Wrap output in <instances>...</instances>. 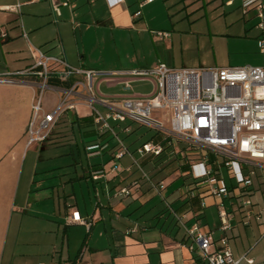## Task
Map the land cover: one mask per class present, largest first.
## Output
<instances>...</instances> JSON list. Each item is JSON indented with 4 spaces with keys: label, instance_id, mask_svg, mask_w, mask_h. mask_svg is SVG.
<instances>
[{
    "label": "crops",
    "instance_id": "1",
    "mask_svg": "<svg viewBox=\"0 0 264 264\" xmlns=\"http://www.w3.org/2000/svg\"><path fill=\"white\" fill-rule=\"evenodd\" d=\"M157 1L124 0L113 5L107 0H0V74L28 69L33 64L28 50L32 46L48 55L63 57L73 67L97 71L99 75L94 82L106 98L149 94L153 91L152 80L136 78L130 72L147 71L159 64L176 69L168 66L166 54L173 52L175 44L182 43L176 32L163 31L169 33V37L158 40L154 32H147L141 26L142 14L133 16L140 8ZM236 2V8H241L239 0H223L222 4L233 11ZM53 3L58 5V16L53 12ZM240 15L243 19L240 31L226 29L220 34L226 54L211 68L262 64L258 50L262 32L256 27L254 12L244 15L240 9ZM116 32L129 33L140 48L145 44L153 53L163 52V61L154 53V61H145L139 66L94 67L90 46L101 44L105 38L110 41ZM256 62L258 65L253 64ZM17 81L11 85L0 84V264H196L184 228L172 218L166 206L160 211L142 210L158 196L147 184L142 183L134 196L123 199L116 195L120 188L139 179L140 173L135 168L127 170L131 165L127 155L113 158L116 140L95 131L90 112L88 115L78 113V107L86 108L84 105L77 106L76 112L62 115L45 142L26 146V127L32 118L38 79L28 77ZM133 87H149L150 90L133 92ZM57 97L54 92H46L43 109L52 110ZM99 110L105 112L102 107ZM62 123H70L73 133L77 125L83 138L87 164L86 167L80 164L81 172L75 166L69 171L66 167L70 166L55 162L58 156L51 154V149L59 147L57 127ZM131 126V122L126 121L115 128L117 136L118 131L126 133V137L136 135L128 144L122 141L129 151L162 138L155 130L150 138L141 142V136ZM94 144H107V148L97 156L88 157L86 147ZM182 147L177 143L173 157L146 159L144 170L154 181L173 183L181 179L182 186H186L190 181L180 166L184 160ZM125 158L129 164L123 162ZM108 163H113L115 170L111 171V167L106 176L93 180L92 171L105 169ZM252 166V184L245 193L253 212L248 224L244 223L239 199L233 194L224 199L225 207L233 214L231 228L225 233L219 229L214 197H204L203 212L197 217L200 231L211 234L214 247L219 246L220 238L227 237L232 257L238 264H250L247 260H251V264H264V211L260 212L264 208V168ZM134 173L137 175L133 176ZM226 174L228 181L222 172L225 183L235 187V181L227 171ZM169 184L161 192L166 204L168 197L163 196V192ZM180 189L175 210L189 212L187 224H190L194 221L192 216L200 210L199 200L194 199L190 204L184 202ZM211 208L215 214L210 213ZM73 213L84 224L71 223ZM128 230L132 232L127 233ZM19 244L25 247V252H17Z\"/></svg>",
    "mask_w": 264,
    "mask_h": 264
},
{
    "label": "built area",
    "instance_id": "2",
    "mask_svg": "<svg viewBox=\"0 0 264 264\" xmlns=\"http://www.w3.org/2000/svg\"><path fill=\"white\" fill-rule=\"evenodd\" d=\"M107 1L113 5L124 2ZM239 1L244 15L254 12L256 27L262 32L258 38V50L262 56L260 66L171 69L159 64L147 71L130 72L136 78L151 79V93L117 98L100 94L98 83L94 82L99 75L97 71L73 67L63 57L48 55L32 46L28 50L33 64L28 69L0 74V84L7 85L22 78L38 79V94L26 127V146L45 142L57 120L66 113L76 112L77 106L84 105L89 110L95 131L116 140L113 158L127 155L131 159L127 170L135 168L140 173L139 179L116 192L123 199L136 195L142 183L161 196L165 187L163 182L154 181L144 170L143 162L150 158L173 157L177 143H181L184 160L180 166L185 168L183 175L190 183L181 187L180 198L189 204L198 199L200 210L192 216L194 221L187 224L189 212L178 213L169 204L166 209L184 228L190 241L188 248L197 258L196 264H238L232 257L227 237L220 238L219 246L214 247L211 234L200 231L197 217L203 212L204 197H214L219 229L225 233L231 228L233 214L225 207L224 199L233 194L239 199L244 223L248 224L253 212L245 193L252 184V165L264 168V3L262 0ZM53 12L59 15L58 5L54 3ZM133 16L139 17L140 11ZM154 35L158 40L169 37V33L163 31L154 32ZM48 91L58 97L53 109L45 111L43 95ZM99 107L105 112L102 113ZM156 113L160 114L158 118L154 117ZM126 121L156 130L161 134V140L147 141L129 151L115 134V128ZM106 148L107 144L89 145L86 147L87 156H97ZM114 168L110 170L114 171ZM223 168L235 181V187L225 183ZM106 175V170L100 168L92 171L91 178L96 180ZM73 222L84 224L76 213L72 214ZM130 232L132 230L127 231ZM247 262L251 264L252 261Z\"/></svg>",
    "mask_w": 264,
    "mask_h": 264
},
{
    "label": "rangeland",
    "instance_id": "3",
    "mask_svg": "<svg viewBox=\"0 0 264 264\" xmlns=\"http://www.w3.org/2000/svg\"><path fill=\"white\" fill-rule=\"evenodd\" d=\"M222 2L223 0H158L148 7L140 8V15L142 14L140 19L141 26L147 32H176L179 35V39H182V43L178 42L175 44L172 53L167 52L166 55L169 60L168 66L176 69L191 66L192 68H211L213 64H217L219 60L223 59L226 54V47L222 46V37L220 34L226 29L240 31L243 25V19L240 15L241 8H236L237 2L235 3V7L232 8L237 10H233L234 12L225 9ZM179 31H182V33L179 34ZM131 38L129 33L116 32L110 41L105 38L101 44H92L89 49V55L92 57L91 60L93 61L94 67H100L106 64L123 65L126 68L127 66H139L143 65L145 61H154V53L163 61V52L154 51L153 53L150 46L146 47L142 43V48H140L135 38L133 40ZM253 64L255 65L257 62ZM149 90V87H133L131 89L133 92H148ZM78 113L80 115H88L89 110L78 107ZM159 116V113L154 115L156 118ZM70 125V123H62L57 127L60 143L58 148L51 149V154L58 156L54 159L55 162L70 166L66 167L69 168V171L75 166L81 172L80 164L84 165V167L87 164L83 151V138L78 126L75 125L73 133ZM131 125V128L136 130L137 134L141 136V142L150 138L153 132H155L154 129L151 130L148 127H138L134 123H131ZM117 131L116 129V133ZM118 132L119 138L127 144L136 138L134 134L126 137V133ZM51 154L49 156H52ZM79 157L81 158V163H79ZM219 160L221 161L222 159L219 157ZM123 162L129 164L127 158ZM112 166L113 163H108L105 166V170H109ZM222 172L228 181L225 169ZM136 175V173L133 174V176ZM169 183V180L163 181L165 187ZM181 186L182 180L178 179L170 183L163 192V196L168 197L167 203L171 204L170 206L174 210L177 208L175 199ZM82 191L85 199H88L84 187ZM165 206L166 202L158 195L148 205L142 208V210L152 208L153 210L160 211ZM210 210L211 214H215L213 208ZM24 249L25 247L19 244L17 252L20 253Z\"/></svg>",
    "mask_w": 264,
    "mask_h": 264
},
{
    "label": "trees",
    "instance_id": "4",
    "mask_svg": "<svg viewBox=\"0 0 264 264\" xmlns=\"http://www.w3.org/2000/svg\"><path fill=\"white\" fill-rule=\"evenodd\" d=\"M184 170H185V168H183V167H182V171H184ZM194 259H195V261L197 262V258H196V257H194Z\"/></svg>",
    "mask_w": 264,
    "mask_h": 264
}]
</instances>
